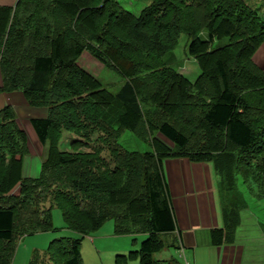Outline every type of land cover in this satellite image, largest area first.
I'll return each instance as SVG.
<instances>
[{
    "label": "trees",
    "instance_id": "obj_1",
    "mask_svg": "<svg viewBox=\"0 0 264 264\" xmlns=\"http://www.w3.org/2000/svg\"><path fill=\"white\" fill-rule=\"evenodd\" d=\"M181 34L199 70L193 82L164 60ZM261 44L264 22L243 0H151L137 15L118 0L0 6V92L47 109L30 121L46 147L37 178L23 176L26 136L13 109H0V264H11L19 238L59 229L53 210L77 237L53 239L30 264H82L80 239L108 221L114 235L147 234L115 264H154L174 230L166 158L212 163L231 200L227 220L238 222L235 207L246 204L229 195L236 180L264 197V71L252 59ZM83 52L123 79L116 92L77 64ZM124 131L152 150L124 149Z\"/></svg>",
    "mask_w": 264,
    "mask_h": 264
},
{
    "label": "crops",
    "instance_id": "obj_2",
    "mask_svg": "<svg viewBox=\"0 0 264 264\" xmlns=\"http://www.w3.org/2000/svg\"><path fill=\"white\" fill-rule=\"evenodd\" d=\"M17 1L0 0V6L14 7ZM146 1L150 2L151 0ZM244 2L257 12L259 10V14L264 15V0H244ZM252 59L264 71V44L259 46ZM1 86L2 79L0 75V88ZM6 106L13 109L15 123L26 136L28 153L23 160V176L37 178L45 156V146L39 141L30 121L45 118L47 109L30 106L19 91L0 92V109ZM156 137L170 149L173 148L172 143L162 135L157 134ZM162 172L174 221V230L163 236L162 240L165 242L164 249H173L181 264H254L256 262L255 258H264V248L263 255L252 252L251 241L247 247L243 242L244 240H242L243 238H240L238 235L240 230L239 221L230 224L227 220V213L229 212L227 204H230V200L222 193V179L214 171L212 163L191 162L184 157L166 158L162 161ZM217 177L220 179L219 181ZM16 191L17 188L13 192ZM235 208L240 212L247 209V206L245 205L244 208L239 207V209ZM108 222L105 224H109ZM100 229L97 231L98 233ZM97 232L87 237L96 234V238H99ZM109 235L112 237L125 236L114 235L113 222L110 225ZM143 235L147 238V234ZM90 240L91 238L87 243H83L85 248L91 249L93 247L94 242ZM97 245L104 247L102 241H98ZM108 246L105 245L104 249L109 250ZM130 248L132 247L130 246ZM111 251L110 249V252L101 255V258L99 257L100 264H103V258L106 260L104 264H115L116 256L129 253H126L128 251L126 245L124 247L120 245L115 251ZM162 251L153 255L154 264L159 263V261L154 260V256ZM94 254L95 256L98 255V251ZM164 259L178 264L172 258L171 253H167L161 261H164ZM259 261H264V259ZM124 264H139V262L138 260H130Z\"/></svg>",
    "mask_w": 264,
    "mask_h": 264
},
{
    "label": "rangeland",
    "instance_id": "obj_3",
    "mask_svg": "<svg viewBox=\"0 0 264 264\" xmlns=\"http://www.w3.org/2000/svg\"><path fill=\"white\" fill-rule=\"evenodd\" d=\"M122 8L132 12L137 15L140 10L146 5L149 4L146 0H118ZM244 1V0H243ZM260 19L264 22V15L259 14ZM202 39L206 38L205 34L201 35ZM227 43V39L215 40L211 43V48H217L223 46ZM187 45L188 40L184 35L179 36V42L176 49L173 51L172 56L165 57L164 60L166 64L185 75L189 80L193 81L197 78L199 74V70L195 60L187 55ZM254 56V55H253ZM253 58V57H252ZM77 64L81 66V68L85 69L91 75L96 77L101 83L102 87L111 91L112 93L116 92L123 84V79L120 78L117 74L106 68L103 64L93 59L87 52H83L82 55L77 59ZM69 138L68 134H64L62 136L63 141H66ZM119 143L121 146L129 151H137L140 153L148 152L152 150V147L149 143H145L143 141H139L131 132L124 131L119 137ZM62 150L70 151L71 148L69 145L64 144L61 146ZM80 150L88 151L87 148H80ZM46 153V147H45ZM45 157V156H44ZM43 157V158H44ZM220 178V177H219ZM217 177V180L219 179ZM236 180L238 187L236 191H232L229 195L237 196L245 201L247 209L240 211L238 214L240 230L238 235L240 238H243V242L248 247V243L251 241V251L257 252L258 254L263 255L264 248V197L261 199H257L253 192L255 191V185L250 182L247 185L242 183V179ZM254 190V191H251ZM14 191V190H13ZM231 201V200H230ZM232 204V203H231ZM229 210L230 206L227 204ZM234 203L232 204V208H234ZM53 224L55 228H59L56 232H43L37 233L33 235H28L21 237L16 242L15 253L13 255L11 264H30L32 258L36 255L37 257L45 254V250L53 239L58 237H77V235L67 229H65L64 225L61 223L59 211L53 210ZM109 224H105L102 227L97 235L99 238H96V234L91 237H83L80 239V250L82 255L83 264H100L99 257L101 255L112 251H115L116 248L123 245L128 247V252L131 250H138L142 241L146 239V236L143 234L138 235H125L119 237H112L109 235L110 233V225L112 222H108ZM61 228V229H60ZM91 238L90 241H93V247L91 249L85 248L83 243H87V241ZM136 239V241H134ZM95 240H97L95 242ZM98 241H102L104 243V247H100ZM125 243V244H124ZM105 245H109L106 250ZM130 246L132 248H130ZM249 250V249H248ZM98 255L95 256L94 253ZM111 251V252H112ZM250 251V252H251ZM120 252V251H119ZM167 253H171L174 261L181 264V262L177 259V255L175 251L170 248H165L160 254L154 256V260L159 261L157 264H175L174 262H170L168 260L161 261L163 257L167 255ZM257 254V255H258ZM123 255V254H121ZM249 256L252 257L251 254ZM264 258L257 257L255 258L254 264H264V261H259ZM103 264L106 263L105 258H103Z\"/></svg>",
    "mask_w": 264,
    "mask_h": 264
}]
</instances>
